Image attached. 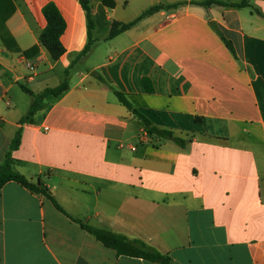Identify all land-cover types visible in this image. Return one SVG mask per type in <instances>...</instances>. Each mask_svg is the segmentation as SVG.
I'll return each instance as SVG.
<instances>
[{"label":"crops","instance_id":"crops-1","mask_svg":"<svg viewBox=\"0 0 264 264\" xmlns=\"http://www.w3.org/2000/svg\"><path fill=\"white\" fill-rule=\"evenodd\" d=\"M202 1L90 0L92 49L78 58L88 42L80 0H10L6 25L20 51L0 37V166L11 151L14 167L41 179L71 216L141 239L169 264H264V17L192 3ZM49 2L66 21L57 60L40 41ZM249 2L264 12V0ZM158 3L181 4L108 39L113 21ZM66 77L68 89L22 122V86L40 93ZM114 89L188 144L150 135ZM0 264L161 263L118 255L47 196L9 181Z\"/></svg>","mask_w":264,"mask_h":264},{"label":"trees","instance_id":"trees-1","mask_svg":"<svg viewBox=\"0 0 264 264\" xmlns=\"http://www.w3.org/2000/svg\"><path fill=\"white\" fill-rule=\"evenodd\" d=\"M83 8L87 12L88 20V42L79 53L78 58L87 56L92 49V30L94 28V20L92 18V8L90 5V0H80ZM193 4L210 6L213 4L222 5V6H231L236 8H250L252 12L257 13L258 15L264 17V12L252 5L249 0H242L241 2H224L221 0H206L202 2H192ZM181 3L174 4H163L158 3L150 6L144 10L137 18L129 22H119L113 21L111 24V30L108 35V39H111L118 34L130 29L136 25L142 18L158 12L162 9H171L179 6ZM114 5V2L111 4ZM13 7L10 0H6V3L0 1V37L6 47L15 52H19L20 49L17 46L15 38L12 36L10 31L7 28L6 21L7 18L12 14ZM44 15L46 17L47 24L40 34V41L42 45L48 50L53 59H59L66 51L65 47L61 43V36L66 29V21L60 12L57 5L53 2H49L44 6L43 9ZM226 46L236 55L234 45L231 40L226 38V36L218 31ZM39 51L37 45L25 50L23 53L27 57H31ZM101 80L103 78L99 76ZM69 87L68 77L65 80L54 88H46L40 93H34L25 86H22L23 90L29 93L32 96V102L28 109L26 115L21 119L23 122L26 119L31 118L36 112L41 108L44 99L48 96H59ZM114 93L118 97L119 101L126 106L132 114L138 118L145 125L147 132L159 139L172 140L180 147H185L188 144V140L176 135L172 130L160 128L155 125L144 113H142L137 107H135L131 101L127 98L126 94L114 89ZM21 140V129H18L14 139L12 140L10 149L13 150L17 148ZM9 181H15L21 184L23 187L27 188L29 191L36 194H43L47 196L54 206L61 211L62 213L68 215L70 218L78 222L82 228L87 230L95 239L100 241L103 245L108 248H111L117 252L118 255H125L131 257H141L152 262H158L161 264H169L171 258L169 255L160 252L157 248L149 245L141 239H131L128 236L114 232L112 230L95 227L82 219L71 216L58 202V200L50 193L48 187L44 182L39 179L38 181H32L23 173L18 171L14 167V160L11 155V151L7 153L4 163L0 166V191L2 187Z\"/></svg>","mask_w":264,"mask_h":264},{"label":"rangeland","instance_id":"rangeland-1","mask_svg":"<svg viewBox=\"0 0 264 264\" xmlns=\"http://www.w3.org/2000/svg\"><path fill=\"white\" fill-rule=\"evenodd\" d=\"M251 1L254 3V0H251ZM130 7H132V8H130ZM133 9H134V6L133 5H131V6L129 5L127 7V10L128 11H133ZM242 12L245 13V14H247V15H249L250 10L248 8H244L242 10ZM129 16H130V14H129ZM99 32L101 34H104V29H103V26L102 25L99 28ZM93 57L94 56H92L89 59V61H92L93 60ZM84 63H86V62H84ZM20 93H22V92H20ZM20 95H21L22 99H21V102H20V106L19 107H21V110H23L24 114H26L28 112V109H29V106H30V103H29V105H26V99H29V102H30V101H32V96L29 93H27V94H24L25 95V98L23 99L22 94H20Z\"/></svg>","mask_w":264,"mask_h":264}]
</instances>
